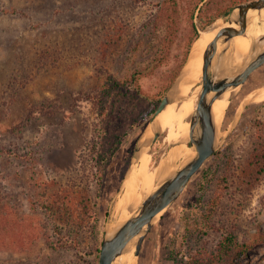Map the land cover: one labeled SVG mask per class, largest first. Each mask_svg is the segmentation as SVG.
<instances>
[{
  "label": "rangeland",
  "instance_id": "374dc122",
  "mask_svg": "<svg viewBox=\"0 0 264 264\" xmlns=\"http://www.w3.org/2000/svg\"><path fill=\"white\" fill-rule=\"evenodd\" d=\"M164 1L0 0V264H98L107 227L185 163L167 134L190 106L196 111L198 50L235 6L253 0H180L171 42ZM223 11L200 28L199 15L208 21ZM194 13V65L185 72L187 60L174 79ZM251 44L249 33L245 61L231 58V67L241 64L234 72ZM108 78L122 88L103 93ZM187 91L192 104L180 111ZM167 94L177 100L155 119L163 133L142 154L148 170L138 161L130 171L135 147L154 138L151 121ZM217 141L131 264H264V65L232 93Z\"/></svg>",
  "mask_w": 264,
  "mask_h": 264
},
{
  "label": "water",
  "instance_id": "95a60500",
  "mask_svg": "<svg viewBox=\"0 0 264 264\" xmlns=\"http://www.w3.org/2000/svg\"><path fill=\"white\" fill-rule=\"evenodd\" d=\"M252 11L263 14L261 21L264 24V0H253L237 5L228 14L227 24L229 26L222 28L217 33L204 52L202 78L199 83L201 91L196 111L190 120V145L196 148V155L173 175L162 180L126 221L113 231H110V226L107 227L102 240L98 264H128L121 260L124 254L132 255L134 252L136 256H139L143 242L155 226L160 214L180 197L190 179L216 152L217 125L212 113L215 100L225 92L243 85L254 71L264 65L263 35L253 42L248 59L240 70L234 72L233 75L220 70L223 57L230 48L232 40L246 31L247 19ZM216 58L217 64L214 67ZM179 82L180 80L176 81L173 88H176ZM176 100L177 98L173 94H167L161 101L151 121L154 138L150 143H140L135 147L130 171L138 162L143 151L151 148L163 133L161 128L155 126V119ZM176 145V143H171L169 149L171 150ZM127 179L124 182L123 190ZM135 238L137 240L134 247L129 249L128 245Z\"/></svg>",
  "mask_w": 264,
  "mask_h": 264
},
{
  "label": "bare ground",
  "instance_id": "6f19581e",
  "mask_svg": "<svg viewBox=\"0 0 264 264\" xmlns=\"http://www.w3.org/2000/svg\"><path fill=\"white\" fill-rule=\"evenodd\" d=\"M261 16H263V14L259 13L258 11H252L249 14L248 19H247V29L243 34L236 36L232 40L231 46H230L229 50L227 51L226 56L223 59V62L221 63V66H220L221 71H223L225 73H230L232 71L234 72V70L237 67L240 68V65L242 64V62L245 61L244 56L241 58V53H243L249 45V33H250V37L252 40V44L255 40L259 39L260 37H262L264 35V24L261 21L262 20ZM227 26H229V24L222 26V27H218V28L216 27L217 30L215 32L214 38L216 37L217 33L222 28L227 27ZM210 32H213L212 28L210 30L205 31V33H210ZM213 39H210L209 42H212ZM198 41H199V39H198ZM209 44L210 43H208L207 45H209ZM252 44H251V47H252ZM206 47H207L206 45L201 46L200 50H198V54H199L200 58H203ZM234 52L238 53V56L241 59V64H237V65H234L233 67H231V58H232ZM191 64L194 65V62H192V59L190 57L188 60V63L186 64V67L184 69L185 72L188 71V67ZM200 79L201 78L197 79V81H196L197 84L200 83V81H201ZM235 90H237V89L229 90V91L225 92L218 99H216L214 104H213L212 113H213L214 119L216 121L217 127H219L221 125L222 121L224 120L226 109H227L228 104H229V99ZM188 92L189 91L184 92V93L182 92L183 94L182 95L180 94L178 96V98H179L178 110H180V111L185 109V105L188 103L187 102L188 100H190L189 104H192L193 97L188 99ZM220 101H221V104H220ZM193 115H194V111L192 109V106H190L188 114L185 116V118H183V120H181L177 124L170 126L169 130H168V134H167L168 141L170 143H176L177 144L175 147L172 148L173 151L177 152V150L180 151V149L183 148V150L180 152V154L184 157V159L182 161H185L183 166L185 164H187L190 160H192L194 158V156L196 155V148L194 146L190 145V120L193 117ZM143 153H144V151H143ZM138 161L142 163V166L140 168L147 171L148 170L149 154L148 153L144 154L142 157L139 158ZM155 173L157 174L158 171H155ZM137 176H135L136 185L138 183H140V179H141V177H140V179H137ZM167 176L169 177V175H167ZM148 185H149V183L147 184V186ZM123 204H124V202H123ZM121 208H123V207H121ZM135 211H137V210H135V209L129 210L128 215L126 217H122V219H120L119 222H117V224L112 225V227L110 228V231H113L115 228H117L119 225H121L124 221H126ZM136 240H137V238H135L133 241H131V243L128 245L129 249L134 247ZM133 258L134 257H131V255L124 254L121 257V260L125 261L128 264H131L132 263L131 259H133Z\"/></svg>",
  "mask_w": 264,
  "mask_h": 264
},
{
  "label": "trees",
  "instance_id": "16d2710c",
  "mask_svg": "<svg viewBox=\"0 0 264 264\" xmlns=\"http://www.w3.org/2000/svg\"><path fill=\"white\" fill-rule=\"evenodd\" d=\"M179 1L180 0H165L161 7V12L163 13V20H166L167 29L169 32V42L173 40V37H171V35H174V31L177 27L176 16L178 15V12H179V9H178ZM202 12L203 10L201 9L200 15L202 14ZM224 14H225L224 11L220 12L219 14L212 16L208 21L203 20L202 16L199 15L198 18L201 22L200 28L205 29L207 25L211 24L212 22H214L216 19L220 18ZM194 16H195V13L192 14V17H191V20H192L191 35L188 39V42L186 43L185 51L183 52L182 57H176L178 59V62L175 66L174 79L177 77L181 69H183V67L187 63L191 48L193 44L197 41V39L200 37L199 28H197L196 23L194 22ZM105 84L106 86H105V90L103 91V93H106V94H109L108 92H111V91H118L119 89L122 88V85H123L120 81L114 80L111 78H108ZM152 112L153 111L149 112L148 115H150ZM100 171L101 173H103L102 169ZM1 225L2 223L0 222V228H1ZM56 243L57 242H51V247L54 249H62L63 247H65L61 244H56ZM96 252H97V259L99 260L100 250H97ZM190 264H213V262L208 261L206 259H202V258H194L191 260Z\"/></svg>",
  "mask_w": 264,
  "mask_h": 264
}]
</instances>
